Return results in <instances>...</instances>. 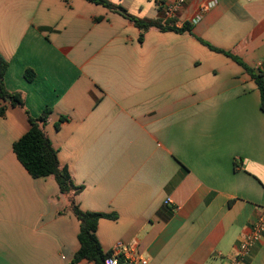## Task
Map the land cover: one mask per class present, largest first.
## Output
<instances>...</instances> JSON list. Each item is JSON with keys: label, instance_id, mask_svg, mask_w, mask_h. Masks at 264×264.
<instances>
[{"label": "crops", "instance_id": "crops-1", "mask_svg": "<svg viewBox=\"0 0 264 264\" xmlns=\"http://www.w3.org/2000/svg\"><path fill=\"white\" fill-rule=\"evenodd\" d=\"M108 1L192 31L149 29L140 43L132 22L86 0H0L5 86L25 100L0 99V264H93L73 261L70 196L13 151L25 111L46 108L79 208L115 216L98 222L105 254L123 244L148 264H232L264 211V114L226 53L264 74V0H187L171 17L158 0ZM243 264H264V234Z\"/></svg>", "mask_w": 264, "mask_h": 264}, {"label": "trees", "instance_id": "trees-1", "mask_svg": "<svg viewBox=\"0 0 264 264\" xmlns=\"http://www.w3.org/2000/svg\"><path fill=\"white\" fill-rule=\"evenodd\" d=\"M86 1L101 5L132 22L133 25L140 31V43L143 42L144 34L149 29L173 31L179 34L191 33L192 31L190 24H184L181 28H178L173 24H165L159 20H151L133 16L129 14V12L123 6L113 4L108 0ZM207 46H209V48L212 50L219 51L208 44ZM226 55L242 65L254 78L260 91L261 110L264 114V74L262 72L255 73L239 58L231 56L227 53ZM8 67L9 62L0 55V99L4 102H8V104H10L12 107L24 108L25 100L23 93L9 92L5 86L4 78ZM25 78L27 81L31 82L35 78V73L28 69L25 72ZM5 108V106L0 108L1 116L4 115ZM51 112L52 111L50 108H46L40 116L35 118L25 111L27 121L29 123V130L17 142L14 143L13 151L19 162L23 165L31 177L37 179L51 176L57 183L60 193L70 196V210L79 221L80 226L78 233L80 247L74 255V263L87 261L93 264H105V259L108 254L103 252L101 244L97 238V226L100 219H115V216L103 213L84 212L79 208L74 197L83 190V187L76 186L73 183L67 167L61 165L57 150L53 147L51 139L45 130ZM65 120V118L61 117L56 123L55 128L58 130L61 123H63Z\"/></svg>", "mask_w": 264, "mask_h": 264}, {"label": "built area", "instance_id": "built-area-1", "mask_svg": "<svg viewBox=\"0 0 264 264\" xmlns=\"http://www.w3.org/2000/svg\"><path fill=\"white\" fill-rule=\"evenodd\" d=\"M187 0H158L157 6L164 7L166 16L171 17ZM264 234V211L256 220L251 233L245 237L238 247V254L232 264H243L248 257L252 247L262 239ZM105 264H148V261L135 255L134 248L123 244H117L108 253Z\"/></svg>", "mask_w": 264, "mask_h": 264}]
</instances>
